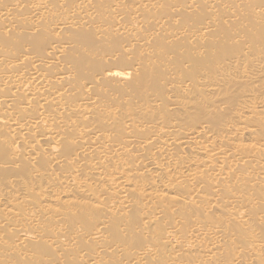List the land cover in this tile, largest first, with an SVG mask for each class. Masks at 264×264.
Listing matches in <instances>:
<instances>
[{
	"label": "bare ground",
	"instance_id": "1",
	"mask_svg": "<svg viewBox=\"0 0 264 264\" xmlns=\"http://www.w3.org/2000/svg\"><path fill=\"white\" fill-rule=\"evenodd\" d=\"M0 264H264V0H0Z\"/></svg>",
	"mask_w": 264,
	"mask_h": 264
}]
</instances>
